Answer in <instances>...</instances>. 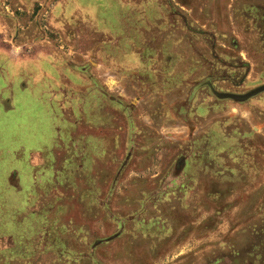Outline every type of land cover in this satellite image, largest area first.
Here are the masks:
<instances>
[{"label": "rangeland", "instance_id": "rangeland-1", "mask_svg": "<svg viewBox=\"0 0 264 264\" xmlns=\"http://www.w3.org/2000/svg\"><path fill=\"white\" fill-rule=\"evenodd\" d=\"M263 85L264 0H0V264H264Z\"/></svg>", "mask_w": 264, "mask_h": 264}, {"label": "water", "instance_id": "water-1", "mask_svg": "<svg viewBox=\"0 0 264 264\" xmlns=\"http://www.w3.org/2000/svg\"><path fill=\"white\" fill-rule=\"evenodd\" d=\"M261 91H264V85L263 86H260L244 95H232V94H224V93H218L216 94V97L217 98H229V99H232L234 101H241L243 99H246L248 97H251L253 95H255L256 93L258 92H261Z\"/></svg>", "mask_w": 264, "mask_h": 264}, {"label": "trees", "instance_id": "trees-1", "mask_svg": "<svg viewBox=\"0 0 264 264\" xmlns=\"http://www.w3.org/2000/svg\"><path fill=\"white\" fill-rule=\"evenodd\" d=\"M209 89H211V88H209ZM211 93H215L214 91H213V89L210 91ZM216 94H218V93H216ZM216 94H214V96L216 97ZM216 99V98H215ZM217 99H220L221 100V98H217ZM223 100V99H222Z\"/></svg>", "mask_w": 264, "mask_h": 264}]
</instances>
